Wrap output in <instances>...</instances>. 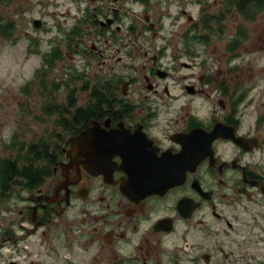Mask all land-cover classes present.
<instances>
[{"label": "flooded vegetation", "instance_id": "af4514ba", "mask_svg": "<svg viewBox=\"0 0 264 264\" xmlns=\"http://www.w3.org/2000/svg\"><path fill=\"white\" fill-rule=\"evenodd\" d=\"M66 7L50 25L31 20L49 33L43 49L30 37L35 76L56 85L34 83L43 135L0 140L12 162L0 169V264H264V115L247 119L252 88L233 64L246 33L224 18L253 21L264 4ZM41 137L52 162L33 161L26 180L20 149Z\"/></svg>", "mask_w": 264, "mask_h": 264}, {"label": "rangeland", "instance_id": "374dc122", "mask_svg": "<svg viewBox=\"0 0 264 264\" xmlns=\"http://www.w3.org/2000/svg\"><path fill=\"white\" fill-rule=\"evenodd\" d=\"M68 1L0 0V26L10 22L15 26L8 35H5L0 27V140L12 131H18L17 138L21 142L31 141L32 137L43 135L42 121H37L44 119L43 114L31 106L34 95L41 91L34 83L45 79L51 85V88L48 86L47 89H52L55 81L40 77L38 73L35 76V72L41 70V63L39 56L28 53L32 46L30 37L37 36L43 49L47 46L49 33L34 30L31 20L39 17L50 25L56 19H61L59 13L66 12ZM171 17H163L165 27L173 22ZM224 18L227 19L228 34L238 26H242L246 33L233 64H239L238 72L242 78V86L252 88L250 94L253 101L247 111V119L251 120L257 113L264 115V7L253 21H245L241 16L232 14H227ZM184 21L185 17H179L175 23L179 25ZM68 22L71 23L72 19H68ZM218 49H222L221 45ZM53 71L57 73L56 70ZM37 122H41L38 123L41 126L35 125ZM43 122L47 126V132L50 128L49 122L46 119ZM3 151L0 143V155Z\"/></svg>", "mask_w": 264, "mask_h": 264}, {"label": "trees", "instance_id": "16d2710c", "mask_svg": "<svg viewBox=\"0 0 264 264\" xmlns=\"http://www.w3.org/2000/svg\"><path fill=\"white\" fill-rule=\"evenodd\" d=\"M258 2H259V10H261L264 4V0H258ZM244 17L246 18L247 16H244ZM2 31L5 35L10 34L12 31L10 24L9 23L4 24ZM45 83L46 81L45 79H43L41 81L43 89L46 88ZM53 88H56V85H53ZM49 111H45V113H49ZM22 145H23V142H20L21 147ZM49 147H50L49 143L45 142L43 138L41 137L39 140L36 141V143L30 142L24 152H22V148L20 149V154H19L20 167H22L23 169H26V170H22L20 174L27 176L26 180L29 178H35L40 174L35 169H44L46 167H49V163L52 162L51 160L52 156L47 155L49 151ZM51 153H54V152L51 151ZM33 161H34L35 169H32ZM11 163H12L11 160L0 159V169L9 168L11 166ZM0 178H7V176L0 175Z\"/></svg>", "mask_w": 264, "mask_h": 264}, {"label": "water", "instance_id": "95a60500", "mask_svg": "<svg viewBox=\"0 0 264 264\" xmlns=\"http://www.w3.org/2000/svg\"><path fill=\"white\" fill-rule=\"evenodd\" d=\"M34 22H35L36 25H38L37 24L38 20H34ZM91 130H92V128H89L87 130L88 132L86 131V133L89 135ZM87 134L83 133L81 135H78V136H75V137L71 138V148L72 149L70 151H76L77 147L79 146V143H81V142H79L81 140V137L85 136Z\"/></svg>", "mask_w": 264, "mask_h": 264}]
</instances>
